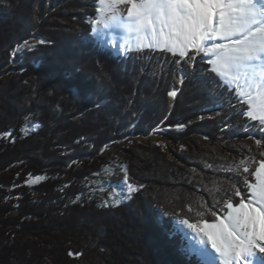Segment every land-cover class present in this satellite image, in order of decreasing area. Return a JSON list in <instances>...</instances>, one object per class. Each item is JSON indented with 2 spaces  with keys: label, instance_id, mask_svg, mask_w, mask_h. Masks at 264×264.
I'll return each instance as SVG.
<instances>
[{
  "label": "trees",
  "instance_id": "1",
  "mask_svg": "<svg viewBox=\"0 0 264 264\" xmlns=\"http://www.w3.org/2000/svg\"><path fill=\"white\" fill-rule=\"evenodd\" d=\"M98 7L0 0V264H204L182 249L175 220L215 222L231 183L242 194L245 177L256 183L264 125L200 55L178 65L161 48L100 46L89 21ZM34 38L46 43L23 45ZM155 130L173 158L133 138ZM108 147L124 152L126 184L139 189L118 204L89 192Z\"/></svg>",
  "mask_w": 264,
  "mask_h": 264
},
{
  "label": "snow or ice",
  "instance_id": "2",
  "mask_svg": "<svg viewBox=\"0 0 264 264\" xmlns=\"http://www.w3.org/2000/svg\"><path fill=\"white\" fill-rule=\"evenodd\" d=\"M98 3L97 19L90 21L93 31H99L101 24L107 28V20L120 19L122 13L119 6H126L127 22L124 27L138 34L150 33L153 39L164 38V43H144L141 47L155 46L174 55L178 53L181 58L176 60L178 65L184 60L191 66L200 55L222 86L234 93L237 104L247 105L243 115L264 125V0H98ZM105 10L111 15L102 20L100 16ZM38 43L44 44L46 41L40 40ZM23 44L27 48L32 47L27 40ZM180 83H183L182 76ZM176 94L175 90L168 92L169 97L175 98ZM176 127L183 129L185 125L178 124ZM4 135L11 138L10 133ZM255 145L257 148L264 147V141L256 139ZM260 156L264 157V152ZM206 167L211 168L212 165L207 164ZM222 170L233 171L231 167ZM262 171L264 160L260 161L255 173H251L257 177L256 184L250 183L247 177L240 182L245 188L243 194L235 183L230 184L232 196L223 202L228 224L224 219L203 225L177 217L179 225L186 226L195 234L190 236L186 249L190 256L210 264L214 250L223 264H264V212L255 207L258 205L259 209H264ZM243 172L249 173V168L244 167ZM124 180H128L127 173ZM128 189L129 192L139 190L131 184H128ZM233 196L240 197L235 206ZM187 211L192 212L193 209L188 207ZM208 211L212 217H216V212L210 208ZM203 214L196 213L201 217ZM205 227L212 231H205Z\"/></svg>",
  "mask_w": 264,
  "mask_h": 264
},
{
  "label": "rangeland",
  "instance_id": "3",
  "mask_svg": "<svg viewBox=\"0 0 264 264\" xmlns=\"http://www.w3.org/2000/svg\"><path fill=\"white\" fill-rule=\"evenodd\" d=\"M100 7V5H99ZM120 12L122 13L120 19L122 21L127 19V15L124 13L126 6L120 5L119 6ZM111 13L107 12L105 10L104 13L101 14L100 18L102 20L105 19V17L110 16ZM97 19V17H96ZM96 19H89V21H93ZM119 19V20H120ZM108 24V27L105 28L103 24L99 25V31H93L92 32L94 36L103 44H111L116 48L117 53L118 52H124L126 49L129 48H142L141 44L144 43H152L153 45H156L157 43H164L163 37H158L157 39H153L151 37L150 33H143L138 34L135 31H129L128 32H122L120 29H117L114 27V25L111 24L110 20L106 21ZM91 24V23H90ZM111 24V25H110ZM115 28V29H114ZM39 42V38H34L32 40H29L28 43L30 45H34ZM117 44L120 46L118 47ZM24 45V44H23ZM21 46V48L23 47ZM155 47V46H154ZM160 48V47H155ZM116 53V54H117ZM27 127H33L31 123H27ZM134 139L141 140V141H151L157 145H161L163 149L167 152V154L173 158V155L170 151V149L173 147V145L169 142L163 139V137L155 130L150 132L147 136L143 135H135L133 137ZM120 144L122 146H125L127 144V141H124V139L120 140ZM105 158V165L101 172L97 173L96 178L91 179V187L89 189V192L92 193V195L96 196L102 204L105 203H114L117 201L123 200L127 194L129 193L128 185L126 184L124 177H125V168L122 163V159L124 157L123 151H116L111 147H108L106 151L102 154ZM261 175L264 176V171L261 172ZM37 177H40V179H36ZM42 179V176H34L30 177L28 181H33L32 183L28 184H35L38 181ZM257 183V181H256ZM255 183V184H256ZM247 203V201H245ZM235 206V205H234ZM259 211L264 212V209H259L258 205H255ZM227 212V211H226ZM226 213L222 216H218V219L215 221V223L219 222V219H224L225 224H228L227 219H225ZM191 223V222H190ZM192 223H198V224H211L214 222H203V221H197ZM175 224L179 232L181 233L182 237L185 240V245H183L182 249L186 254V249L189 246L190 243V236L195 235L192 230L191 232L181 225L178 224V220H175ZM229 227H231L229 225ZM260 225L258 224L257 228L259 230ZM183 230H180V229ZM205 231H212L210 229H207L205 227ZM185 233H188L189 235L186 236ZM208 248L210 249V245H208ZM189 255V254H188ZM214 256V257H213ZM215 256H217V253L212 250L211 254V262L210 264H222V259H218ZM196 257V256H195ZM198 258V257H196ZM200 260V258H199ZM200 262H203L200 260ZM204 263V262H203Z\"/></svg>",
  "mask_w": 264,
  "mask_h": 264
},
{
  "label": "bare ground",
  "instance_id": "4",
  "mask_svg": "<svg viewBox=\"0 0 264 264\" xmlns=\"http://www.w3.org/2000/svg\"><path fill=\"white\" fill-rule=\"evenodd\" d=\"M124 13L127 15V9H125ZM110 22H111L112 25H114L115 28L120 29L122 32H129V30L126 27H124V24L127 22V19L124 20V21H122L121 19L120 20L118 19L116 21H111L110 20ZM182 227H184L185 229H187V230H189L191 232V229H188L186 226H182ZM215 257L220 259L219 258V254H217V256H215ZM222 264H223V261H222Z\"/></svg>",
  "mask_w": 264,
  "mask_h": 264
}]
</instances>
